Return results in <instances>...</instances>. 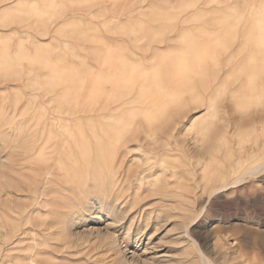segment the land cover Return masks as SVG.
I'll return each instance as SVG.
<instances>
[{
    "label": "rangeland",
    "instance_id": "rangeland-1",
    "mask_svg": "<svg viewBox=\"0 0 264 264\" xmlns=\"http://www.w3.org/2000/svg\"><path fill=\"white\" fill-rule=\"evenodd\" d=\"M262 162L264 0H0V264H264Z\"/></svg>",
    "mask_w": 264,
    "mask_h": 264
},
{
    "label": "bare ground",
    "instance_id": "bare-ground-1",
    "mask_svg": "<svg viewBox=\"0 0 264 264\" xmlns=\"http://www.w3.org/2000/svg\"><path fill=\"white\" fill-rule=\"evenodd\" d=\"M100 66V65H99ZM100 68V67H99ZM97 69L95 72H94V70H90L91 72L90 73H93L94 72V75H95V73H96V75H95V78H96V76H97V78L99 77V79H100V77L102 76L103 77V72L104 71H102V70H100V69ZM114 70V69H113ZM89 73V72H88ZM89 73V74H90ZM110 75H107L108 77L110 76V77H112L111 75H114V74H111V73H109ZM124 74V73H123ZM116 76V75H115ZM107 77V78H108ZM109 77V78H110ZM96 78V79H97ZM104 78V77H103ZM108 78V79H109ZM113 78V77H112ZM115 78V77H114ZM120 78H122V76L120 77ZM126 78V77H125ZM124 78V75H123V79H125ZM99 79H97V80H99ZM102 79V78H101ZM106 79V78H105ZM108 79H106V80H108ZM105 80V81H106ZM109 80H111V79H109ZM103 81V80H102ZM95 82V81H94ZM99 82H100V80H99ZM106 83V82H105ZM105 83H101V84H98V87H100L99 85H102V84H104L105 85ZM103 85V86H104ZM92 86V85H91ZM102 87V86H101ZM89 88H90V86H89ZM103 88V87H102ZM98 89H101V88H98ZM97 95H98V93H97ZM85 100H86V98H84ZM66 100V99H65ZM82 103V102H81ZM83 104H84V102H83ZM78 110V109H77ZM79 111V110H78ZM66 142V141H65ZM118 156V155H117ZM116 157V156H115ZM122 159H123V157H121ZM121 158H120V160H121ZM106 162V161H105ZM106 164V163H105ZM111 165H112V163H111ZM118 165V164H117ZM116 165V166H117ZM82 167H83V165H81ZM86 167V166H85ZM109 167H111L110 165H109ZM108 167V165H107V168H109ZM118 167H120V166H118ZM103 168V167H102ZM107 168H106V170H107ZM113 168V170H114V166L112 167ZM117 168V167H116ZM115 168V169H116ZM83 169V168H82ZM81 169V170H82ZM87 169V168H86ZM111 169V168H110ZM85 170V169H84ZM104 170V169H103ZM264 170V162H262V163H259L258 165H256V166H254L253 168H252V170L251 171H249L247 174H246V176L247 177H251L252 175H254V174H256V173H258V172H261V171H263ZM50 171L51 170H49L48 172L50 173ZM79 171V170H78ZM78 171H76V172H78ZM80 172V171H79ZM82 172V171H81ZM85 172L86 173H89L88 171H86L85 170ZM114 172H118V168H117V170L115 171L114 170ZM101 173V172H100ZM102 174V173H101ZM73 175V174H72ZM78 175V174H77ZM85 175V174H84ZM76 176V175H75ZM80 176H82V174L80 175ZM245 176V177H246ZM74 177V176H73ZM77 177V176H76ZM121 177V175H120V173H116L114 176H112L111 178L109 177V173H108V171H107V173H105L104 174V178H103V187H102V192H103V194L107 197V200L112 196V194H113V192L115 193V192H117V194H119V191H120V189L122 188V183H123V179H124V177L122 178H120ZM80 178H83V176L82 177H80ZM79 178V179H80ZM87 178V177H86ZM126 178L128 179L129 178V176L128 175H126ZM242 178H244V176H242V177H239V178H237V179H235V181H233L232 183H229V184H227V185H222V186H220V187H218L216 190H215V192H217V190H220V189H224V188H227L228 186H230V185H235V184H238L239 182H240V180L242 179ZM126 179V180H127ZM126 184V183H125ZM213 195V194H212ZM210 198V197H209ZM82 200V199H81ZM107 203H108V201H107ZM82 210H87V208H84V209H82ZM185 235H187V233H185ZM190 238V237H189ZM193 242H194V244L196 245L197 244V242H195L194 240H193ZM111 246L112 247H117V245H116V242H113L112 244H111ZM197 246V245H196ZM199 246H197V248H198ZM115 251H116V253L119 255V252H118V248H116L115 249ZM198 254H199V260H200V264H215L212 260H210L206 255H205V253H203L199 248H198ZM135 264V263H134Z\"/></svg>",
    "mask_w": 264,
    "mask_h": 264
}]
</instances>
